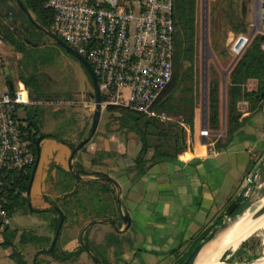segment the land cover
Returning <instances> with one entry per match:
<instances>
[{
  "label": "crops",
  "instance_id": "0c3cea01",
  "mask_svg": "<svg viewBox=\"0 0 264 264\" xmlns=\"http://www.w3.org/2000/svg\"><path fill=\"white\" fill-rule=\"evenodd\" d=\"M11 28L17 32L24 26ZM7 44L0 38V53L5 58L0 68L8 70V75L0 77V93L18 86H24L29 92L31 86L40 87V82L31 85L40 71L30 77L18 75L23 53L12 51V45ZM34 96V104L24 109V117L28 119L27 112H31L41 133L58 137H42L28 192L26 189L11 203L12 221L7 227L15 232V248L6 247L10 248V260L15 262L14 250L26 264H97L86 251L78 255L67 253L79 249V234L86 224L110 219L116 221L118 232L109 222L95 221L84 233L85 241L100 260L103 258L110 264H173L176 256L192 244L194 236L214 220L224 218L233 200L246 199L248 188L243 191L244 178L253 161L264 153L262 113L253 114L229 135L224 101L221 102L218 130L209 129L207 106L203 114L195 101L196 113L193 130L188 133V148L174 159L152 164L139 178L131 179L132 173L128 175L126 168L133 165L134 155L139 151L137 135L132 131H128L126 137L100 133L102 109L95 133L77 151L73 163L76 169L85 172H106L120 183L122 211L130 217L126 226L119 215L118 189L99 174L81 173L77 178L69 169L72 148L67 137L74 131L81 133L89 128L93 115L89 101L73 116L58 110L42 111L41 94ZM246 107L243 102L239 105L242 110ZM58 128L63 137L57 134ZM204 130L208 133L204 134ZM156 142L150 137L151 144ZM97 152L111 153V157L92 164ZM151 153L150 149L147 156ZM226 227L219 228L204 246L225 244L216 260L227 250H235V243L240 239L232 237L226 244L229 239V233L224 232ZM3 240L4 237L0 239L1 244Z\"/></svg>",
  "mask_w": 264,
  "mask_h": 264
},
{
  "label": "built area",
  "instance_id": "2783aa9c",
  "mask_svg": "<svg viewBox=\"0 0 264 264\" xmlns=\"http://www.w3.org/2000/svg\"><path fill=\"white\" fill-rule=\"evenodd\" d=\"M47 5L54 11L52 30L92 66L102 105L153 114L152 105L173 75V0H49ZM259 29L264 50V0H259ZM249 40L243 34L233 38L230 53L240 56ZM33 104L24 86L0 93V230L12 221L10 176L36 163L24 117ZM246 177L245 184L252 173Z\"/></svg>",
  "mask_w": 264,
  "mask_h": 264
},
{
  "label": "trees",
  "instance_id": "16d2710c",
  "mask_svg": "<svg viewBox=\"0 0 264 264\" xmlns=\"http://www.w3.org/2000/svg\"><path fill=\"white\" fill-rule=\"evenodd\" d=\"M26 9L33 15L35 21L52 30L54 17L53 9L47 5L49 0H21ZM6 0H0V4L8 5ZM16 2V0H15ZM15 16L21 18L25 23L26 30L23 37L17 36L13 28L6 25L0 26V38L13 46L14 50L25 53L27 42L24 37L33 40L30 33L40 32L31 22L28 21L16 2ZM232 14V13H231ZM197 0H173V23H174V56L173 75L170 83L157 98L151 107L153 114L137 112L128 107L120 105H108L107 109L119 112L117 120L118 129L122 131H132L139 140V151L133 158V165L127 167L128 175L132 173L131 179L139 178L149 166L162 161L171 160L178 156L180 152L187 149L190 141L188 133L193 130V121L196 113L194 96V60L196 48V23H197ZM239 22L241 20L238 19ZM11 27L15 23L10 20ZM234 23V29H240V23ZM2 27V28H1ZM262 35H255L250 38L243 52L236 60L229 72V84L226 94V125L227 133L231 135L236 129L243 126L246 121L255 113L260 112L264 118V50L261 48ZM87 71V70H86ZM254 81L252 88L248 87V82ZM179 89L181 95L174 96L172 91ZM41 94V93H40ZM103 100V97H102ZM246 104V109L239 108L241 103ZM220 87L216 77L210 79L207 90L208 127L210 130H218L220 127ZM28 129L34 145V152L37 154L36 140L39 135L54 136L53 134H43L38 130L37 123L31 117V112H27ZM150 137L156 139V143H150ZM67 143V142H66ZM73 148L74 143L68 142ZM151 155L147 156L149 150ZM111 157V153L97 152L92 158V164L102 163V159ZM256 160V159H255ZM253 161V163L255 162ZM33 168V167H32ZM32 168L15 172L10 176L8 185V210L11 213V203L16 200L28 188ZM239 205L232 213V216L241 212L247 207L248 200L237 199ZM215 231V227L207 226L192 238V244L187 245L176 257V263L180 262L185 255L200 240H209ZM4 233V246L14 247L13 239L15 232L6 226ZM248 235L242 236L236 243L238 244ZM84 240L85 237H84ZM253 236L240 244V247L251 248L253 246ZM55 252V248L53 250ZM85 249L80 245L74 252L67 255H78ZM226 253V252H225ZM12 254L16 258L17 264H26L20 254L14 250ZM102 264H110L101 258Z\"/></svg>",
  "mask_w": 264,
  "mask_h": 264
},
{
  "label": "rangeland",
  "instance_id": "374dc122",
  "mask_svg": "<svg viewBox=\"0 0 264 264\" xmlns=\"http://www.w3.org/2000/svg\"><path fill=\"white\" fill-rule=\"evenodd\" d=\"M6 2L16 9L15 0H6ZM2 6L4 7L3 4ZM6 14V10H0V26L6 25L11 28L10 20L13 21V15L10 18ZM196 16L194 96L195 101L205 114L208 83L213 77L219 80L220 102L224 101V107L226 106L229 72L239 58V56L235 58L230 53L232 39H235L239 34L246 35L249 39L255 35H262L259 29V0H197ZM19 20L20 17H17L15 26L21 24ZM236 22L240 23V29L233 28ZM36 34L37 31L30 33L34 39L23 53L18 75L23 74L25 77H30L37 75L40 71L39 77L35 76L31 83L34 85L40 82V93L43 98L40 109L44 112L58 110L75 116L76 113L82 111V107L88 101L93 109L92 82L82 63L61 46L49 40L45 34L40 35V38ZM24 35H26L24 29H17V36L23 37ZM11 47L14 51L13 46ZM4 59L3 54L0 53V64L4 63ZM0 72L3 73L0 74L1 79L8 75L6 67H1ZM254 85V81L248 82L249 88ZM124 93H127V90ZM171 94L178 96L181 95V92L179 89H174ZM107 106L102 108L103 116L99 132L104 135L114 134L126 137L128 132L118 129L117 116H119V112L107 109ZM88 129L86 127L81 133L74 131L67 139L77 143L87 134ZM60 130L58 128L56 132L62 136L63 133ZM129 144L131 145L132 141ZM250 173H252L251 181L244 184L243 191L248 188L244 196L248 200V204L244 210L252 213L264 203V153L251 165L246 176ZM249 236H253L254 240L251 248L240 247L239 243L235 250H227L226 253H223L218 262L237 263L264 258V219L255 225L245 238H249ZM3 237L4 233L0 232V239ZM9 251L10 248L0 243V264H8L9 261L11 264L16 263L14 260H10L12 258L9 256ZM173 264H176V261Z\"/></svg>",
  "mask_w": 264,
  "mask_h": 264
},
{
  "label": "water",
  "instance_id": "95a60500",
  "mask_svg": "<svg viewBox=\"0 0 264 264\" xmlns=\"http://www.w3.org/2000/svg\"><path fill=\"white\" fill-rule=\"evenodd\" d=\"M19 8L25 12L27 19L29 22H31L39 31H41L42 33H44L49 40H51L52 42H54L55 44L61 46L66 52H68L69 54H71L72 56H74L75 58H77L82 65L85 67V69L87 70L90 78H91V82H92V87H93V92H92V97L94 99V107H93V115H92V120H91V124L90 127L88 129V132L86 135H84L77 143H75L74 147L71 150V153L69 155L68 158V165H69V169L71 171V173L75 176V177H80L81 173H87L89 175H95V174H99L101 175V177L109 182H111L117 189H118V194H117V204H118V208H119V215L122 219V221L126 224V226L129 225L130 222V217L128 216V214L124 213L122 211V202H121V186L120 183L112 176H110L109 174H107L106 172L103 171H89V172H85L82 169H76L75 165L73 163V158L75 156V154L77 153V151H79L93 136V134L95 133L98 123H99V119H100V115H101V110L103 108L102 105V100H101V94H100V89H99V85H98V80L97 77L92 69V66L90 65V63L86 60L85 57H83L81 54H79L74 48H72L70 45H68L67 43H65L57 34H55V32L49 28H46L40 24H38L33 15L26 9V7L23 5L21 0H16ZM6 7L11 11L12 15L15 16V10L12 8V6L6 5ZM13 22L16 23V20L13 19ZM21 25L24 26V30H26V26L25 23L20 22ZM24 40L28 43V44H32V40L29 38L24 37ZM29 97L31 100L35 101V96L34 95H39L40 93V87H31V92H29ZM42 135H39L37 140H36V146H37V154H36V162L39 158V142L42 139ZM35 169H36V163L34 164L33 168H32V172H31V177L29 180V185L32 182L34 173H35ZM248 178V177H246ZM29 186L27 188V192H28ZM238 206V200H233L228 207L225 210V215H223V219H217L214 220L209 226H213L215 227V231L213 233V236L210 238L212 239L217 230L219 228H221L222 226H224V223L229 222L232 218L236 217V216H242V214L244 213V209L239 212L238 214H235L234 216H232V213L236 210ZM264 214V203L262 205H260L256 210H254L251 213V217H250V222L253 220H256L257 218H259L260 216H262ZM100 221V222H109L113 225L115 231H119L118 226L116 225V221L115 220H110V219H105V220H95ZM95 221L93 222H89L88 224H86L80 234H79V241L80 244L83 246V248L85 249V251L87 252V254L97 263V264H102L100 259L91 251L90 247L88 246L87 242L84 240V233L87 230V228L93 224ZM247 223L245 225L248 226L250 225ZM61 225V224H60ZM60 225L58 227V229L60 228ZM57 234H58V230L53 238L52 241V245H51V249H53L56 238H57ZM250 237V236H249ZM248 238V237H247ZM247 238H244L241 242H243L244 240H246ZM209 239V240H210ZM207 240V241H209ZM205 240H200L199 242H197L195 244V246L188 252L187 255H185L183 257V259L176 263V264H196V258L200 252V250L202 249V247L205 245V243L207 242ZM240 242V243H241ZM261 259V258H260ZM256 259L254 261H246V262H237V263H219V262H211V263H201V264H264V259Z\"/></svg>",
  "mask_w": 264,
  "mask_h": 264
},
{
  "label": "bare ground",
  "instance_id": "6f19581e",
  "mask_svg": "<svg viewBox=\"0 0 264 264\" xmlns=\"http://www.w3.org/2000/svg\"><path fill=\"white\" fill-rule=\"evenodd\" d=\"M250 217H251V213L249 211H245L242 214V216H237L236 218L230 220V222L227 224V227H226L227 229L224 231V232L229 233V239L227 242H225L226 244L229 243L232 237L233 238L238 237L237 238L238 240L243 235H245L247 232H249L255 225H257L260 221L264 219V214L260 216L259 218H257L256 220H253L251 222H250ZM249 222H250V225L245 227V225L247 223L249 224ZM204 246L202 247V249L200 250L196 258V264L218 262L219 260H216V259L219 257L222 250L225 249L224 248L225 244L220 245V246L210 244V245H207L205 248ZM261 259H264V258H261ZM213 260H216V261H213Z\"/></svg>",
  "mask_w": 264,
  "mask_h": 264
},
{
  "label": "flooded vegetation",
  "instance_id": "af4514ba",
  "mask_svg": "<svg viewBox=\"0 0 264 264\" xmlns=\"http://www.w3.org/2000/svg\"><path fill=\"white\" fill-rule=\"evenodd\" d=\"M4 5V4H3ZM6 10L7 11V14L6 15H8L10 18H11V15H12V13H11V11L6 7V5H4V7L2 6V4H0V10ZM40 35L42 36V35H44V33L43 34H40V32H37V34H36V36L38 37V38H40Z\"/></svg>",
  "mask_w": 264,
  "mask_h": 264
}]
</instances>
